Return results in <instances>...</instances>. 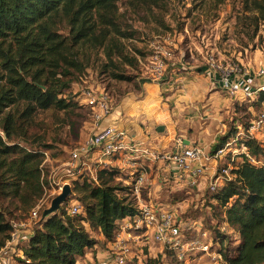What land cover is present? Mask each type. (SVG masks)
<instances>
[{
  "label": "trees",
  "instance_id": "16d2710c",
  "mask_svg": "<svg viewBox=\"0 0 264 264\" xmlns=\"http://www.w3.org/2000/svg\"><path fill=\"white\" fill-rule=\"evenodd\" d=\"M120 1L0 0V249L13 229V210L31 208L44 191V152L35 146H48L42 141L46 130L60 112L77 106L70 89L89 65L90 52L102 50L107 61L102 72L109 69L115 79L132 80L116 63L137 64L121 41L133 32L121 28ZM126 1L140 6L155 0ZM248 8L264 19V0H250ZM262 101L264 91L252 104ZM234 142L246 151L237 152L241 158L233 160L231 177L212 194L214 226L204 222L201 227L219 240L221 260L215 264H264V144L244 136ZM246 152L260 161H250ZM72 199L81 205V213L68 211ZM41 212L27 239L17 245L19 264H76L98 243L91 231L111 240L120 221L136 208L118 169L102 166L95 180L78 174L56 211L45 217ZM221 221L233 229L234 238L217 228ZM159 254L180 262L166 249ZM142 259V264H161L159 256ZM199 260L210 261L206 255Z\"/></svg>",
  "mask_w": 264,
  "mask_h": 264
},
{
  "label": "rangeland",
  "instance_id": "374dc122",
  "mask_svg": "<svg viewBox=\"0 0 264 264\" xmlns=\"http://www.w3.org/2000/svg\"><path fill=\"white\" fill-rule=\"evenodd\" d=\"M249 2L155 0L133 6L121 0L118 3L121 28L125 32H133L132 37L121 41L125 51L137 58V64L116 63L120 72L130 74L132 80L115 79L109 69L102 72L107 62L102 50L90 52L89 65L70 89L77 106L69 113L60 112L59 119L46 130L42 141L48 146H35L44 152V191L34 204L40 202L39 212L48 207L51 199L61 191L58 183L64 176L63 162L69 160V150L93 131L91 109L86 106L84 98L88 90H105L111 104L109 122L140 135L145 145L155 152L169 149L174 139L181 136L203 144L212 153L226 142H221L223 136L228 134L230 137L226 140H230L233 130L245 131L263 108L264 101L252 104L259 93L253 98L230 97L212 83L206 68L214 62L249 69L251 85L255 86L257 76L254 71L264 64V19L248 8ZM108 65L114 67L110 63ZM158 125H163L164 129L158 131ZM254 136L264 144L262 133ZM227 150L226 156L212 163V170L203 178L200 187L165 181L160 161L144 159L133 164L118 157L113 164L122 184L132 170L145 166L150 171L153 184L152 200L168 202L183 217L198 221L196 227L205 222L212 228L214 225L210 220L216 199L212 197L209 182L219 173L218 169L231 167L233 160L241 158L237 152L246 151L242 146L238 148L234 141ZM97 164V161L90 160L91 167ZM83 172L91 177L87 169ZM69 184L71 187L72 181ZM31 208L14 209L11 214L13 222H25V229H32L37 220L30 218ZM91 233L98 240L99 250L106 252L105 238L98 231ZM154 250H157L156 245L142 243L128 255L124 264H141L146 253L154 255ZM156 256H159L161 264H198L201 261L195 253L189 255L188 263L163 258L159 253ZM12 257L16 258V255L12 253Z\"/></svg>",
  "mask_w": 264,
  "mask_h": 264
},
{
  "label": "built area",
  "instance_id": "2783aa9c",
  "mask_svg": "<svg viewBox=\"0 0 264 264\" xmlns=\"http://www.w3.org/2000/svg\"><path fill=\"white\" fill-rule=\"evenodd\" d=\"M206 71L212 83L225 90L232 98H253L264 91V64L254 71L257 76L255 86L251 85L252 76L248 75L249 69H242L237 65L223 66L210 62ZM84 95L86 106L91 109L93 131L69 150V160L63 162L65 165L63 175L66 177H61L58 183L59 191L65 183L69 184L86 169L91 172V178L95 180L96 170L102 166H115L113 161L118 157L130 160L133 164L136 160L144 159L160 161L164 169L165 181L170 180L178 184L185 182L188 185L196 184L200 187L203 178H206L207 173L212 170V163L229 153L227 149L233 141L242 136L255 137L254 135L260 133L264 135L263 106L245 131L238 130L233 138L227 140L212 153L207 151L203 144L181 136L174 139L173 146L169 149L155 152L145 145L140 135L130 133L126 128L109 122L111 104L105 90H88ZM127 152L129 154H126ZM246 154L250 161L257 162L253 156L247 152ZM90 160H95L98 164L91 167ZM218 170L219 173L208 185L213 192L217 191L226 178L231 177L230 167L223 166ZM129 174L125 182L129 185L136 212L119 223L117 233L108 242L111 263L124 264L128 255L141 245L143 240L149 238L162 247V252L165 249L172 252L180 262L188 263L189 255L193 253L199 256V259L203 255L209 257V263L200 262L198 264H215L221 260V253L218 249L219 240L212 238L208 229L201 226L196 228L198 221L183 217L177 208L168 202L152 200L149 192L150 171L148 168L140 165ZM39 208L40 202L31 208L30 218L39 219ZM67 209L70 213L82 212V207L76 199L69 201ZM12 224L13 229L4 247L0 249V264H9L8 254L5 251L11 248L20 251L17 247L18 243L27 239L31 233V229H25L27 226L25 222L12 221ZM194 228L196 230L193 234ZM217 228L229 236L235 235L233 229L224 221L218 223ZM26 230L29 233L25 234ZM215 245L217 249L214 248ZM20 254L19 252L18 255ZM91 264L102 263L93 262Z\"/></svg>",
  "mask_w": 264,
  "mask_h": 264
},
{
  "label": "crops",
  "instance_id": "0c3cea01",
  "mask_svg": "<svg viewBox=\"0 0 264 264\" xmlns=\"http://www.w3.org/2000/svg\"><path fill=\"white\" fill-rule=\"evenodd\" d=\"M256 79H257V78H256ZM110 122H111V123H114V122H112V121H110ZM117 125L120 126V127H124V126L119 125V124H117ZM124 128H125V127H124ZM174 134H175V133H174ZM173 138H174V136H173ZM62 170H63V169H62ZM149 183H150V186H149V187H150V190H149V192H150V196H151V195H153L152 192H151V187H152V185H153L151 179H150ZM156 189H157V188H156ZM155 197H157V196H155ZM151 198H152V196H151ZM156 200H158V199H156ZM160 201H162V200H160ZM120 223H121V221H120ZM27 233H29V231L26 230L25 234H27ZM101 235H102V234H101ZM103 242H104V244H105L106 247H107L106 252H105V251H100L99 248H98V245H99V244H96V245H94L93 247H90V248L87 250L85 256H84L82 259L78 260V261L76 262V264H91V263H93V262H100V263H102V264H109V263L111 262V258H110V254H109V245H108L109 240H104ZM103 242L100 241L101 244H103ZM149 242L157 246V250H154V252H153V253H155V254H154L155 256H156L158 253H161V252H162V247H161L159 244L155 243L151 238L142 241V243H144L145 245H146L147 243H149ZM216 249H217V247H216ZM10 251H11V252H10ZM19 252H20V251H18V250H14L13 248H11L9 251H5V253L8 254L9 264H19V262L16 260V258H13V257H12V253H14L15 255H18ZM146 255H148L149 257H155V256H154L153 254H151L150 252H148V254L146 253ZM141 261H142V260H141ZM141 264H142V263H141Z\"/></svg>",
  "mask_w": 264,
  "mask_h": 264
},
{
  "label": "water",
  "instance_id": "95a60500",
  "mask_svg": "<svg viewBox=\"0 0 264 264\" xmlns=\"http://www.w3.org/2000/svg\"><path fill=\"white\" fill-rule=\"evenodd\" d=\"M163 129H164L163 125L157 126L158 131H162ZM70 192H71L70 184L65 183L62 186L61 191L51 199L50 205L42 210L41 217H45L50 213L56 211L59 208L60 204L67 200V198L70 195Z\"/></svg>",
  "mask_w": 264,
  "mask_h": 264
}]
</instances>
